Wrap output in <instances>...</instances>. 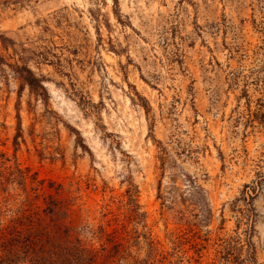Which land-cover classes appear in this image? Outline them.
<instances>
[{
	"label": "rangeland",
	"instance_id": "rangeland-1",
	"mask_svg": "<svg viewBox=\"0 0 264 264\" xmlns=\"http://www.w3.org/2000/svg\"><path fill=\"white\" fill-rule=\"evenodd\" d=\"M0 35V264H264V0H0Z\"/></svg>",
	"mask_w": 264,
	"mask_h": 264
},
{
	"label": "trees",
	"instance_id": "trees-1",
	"mask_svg": "<svg viewBox=\"0 0 264 264\" xmlns=\"http://www.w3.org/2000/svg\"><path fill=\"white\" fill-rule=\"evenodd\" d=\"M115 3L116 0H114V4ZM7 42L9 43L10 41L0 35V44L3 45ZM15 73L21 79V81L28 87L29 90L33 92H43V87L41 85L40 80L34 77L25 66L15 67ZM18 136L19 135L17 133L15 138ZM243 188L244 189L248 188L250 189V191H253V188L251 189L247 185H244ZM127 193L129 195L130 191H127ZM248 198L250 197L248 196ZM35 243L36 241L33 242L32 239H30V237H22L18 243V247L21 251H23V253L28 252L27 261L29 264H74L78 261H82L84 264H86L85 261L87 262L89 261V259H87L86 255L84 254L85 253L84 249L73 246H71L70 248L60 247L57 253L44 252L41 255H37L36 251H34L33 249V245ZM239 246L241 247L242 245ZM244 246H245V261H247L246 263L256 264L253 258L254 250L251 243L247 241L244 244ZM230 251H231V247H227L225 254L228 255Z\"/></svg>",
	"mask_w": 264,
	"mask_h": 264
}]
</instances>
